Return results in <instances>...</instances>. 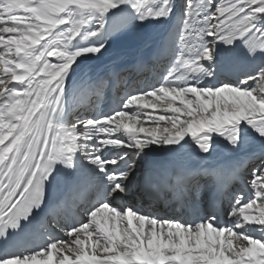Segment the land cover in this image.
I'll return each instance as SVG.
<instances>
[{"label": "snow or ice", "instance_id": "snow-or-ice-1", "mask_svg": "<svg viewBox=\"0 0 264 264\" xmlns=\"http://www.w3.org/2000/svg\"><path fill=\"white\" fill-rule=\"evenodd\" d=\"M121 43L155 44L158 76L101 107L85 66ZM253 143L194 175L144 167ZM142 168L146 194L211 177L218 199L133 205ZM0 264H264V0H0Z\"/></svg>", "mask_w": 264, "mask_h": 264}, {"label": "bare ground", "instance_id": "bare-ground-1", "mask_svg": "<svg viewBox=\"0 0 264 264\" xmlns=\"http://www.w3.org/2000/svg\"><path fill=\"white\" fill-rule=\"evenodd\" d=\"M167 26L164 24L152 26L150 31L153 35L162 33ZM155 44L148 45H126L117 44L113 48L109 49L107 53L100 56L98 59L87 62L85 66V73L90 77L91 73H96L103 68L120 69L121 63H136L138 67L130 69L129 75L138 73V69L141 68L137 77L145 79L141 83L128 84L125 87H134L136 85H142L145 82H152V71L147 70L146 62L151 52H155ZM151 68V67H150ZM158 67L155 64V73L158 76ZM260 146L258 143H253L245 147L239 154H233L224 147H220L212 156H206L198 154L193 146H187L185 149L180 150L177 153L157 152L151 154L145 168L152 167L157 170H166L169 174L172 171H187L193 175L203 169H211L222 165H229L236 160L243 159L245 155L259 152ZM235 187H239L236 185ZM214 187L212 185L211 177H204L200 180V185L197 187L195 184H189L186 188H178L177 198L165 193L163 199H170L172 203H166L162 201L161 194L151 193L146 194V179L144 175V169L138 172L133 178L131 192L128 196L124 197L125 200L133 205H141L145 207H151L153 211L167 213L170 215H184L185 213L192 212L196 209L209 208V200L213 194ZM225 209L227 210V204ZM222 219L228 221L227 215L223 214Z\"/></svg>", "mask_w": 264, "mask_h": 264}]
</instances>
